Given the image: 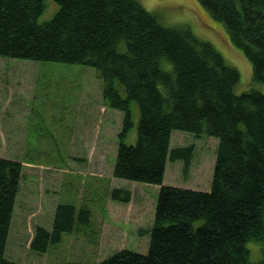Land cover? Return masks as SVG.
Here are the masks:
<instances>
[{
  "label": "trees",
  "instance_id": "1",
  "mask_svg": "<svg viewBox=\"0 0 264 264\" xmlns=\"http://www.w3.org/2000/svg\"><path fill=\"white\" fill-rule=\"evenodd\" d=\"M54 1L41 22L45 0H0V56L96 67L104 100L123 111L114 176L161 185L148 251L121 249L95 264H264V93H236L240 72L211 42L164 25L139 0ZM198 1L264 83V0ZM131 100L140 109L136 143L126 142ZM177 129L218 137L210 190L163 184L169 159L192 157L191 145L171 148ZM22 175L21 160L0 156V264H23L6 254ZM111 193L130 200L127 189ZM90 219L87 207L60 203L52 229L37 225L30 246L46 252ZM250 242L261 245L257 262Z\"/></svg>",
  "mask_w": 264,
  "mask_h": 264
},
{
  "label": "rangeland",
  "instance_id": "2",
  "mask_svg": "<svg viewBox=\"0 0 264 264\" xmlns=\"http://www.w3.org/2000/svg\"><path fill=\"white\" fill-rule=\"evenodd\" d=\"M139 1L164 25L190 27L198 39L211 42L240 72L236 93H264V83L253 79L251 61L231 41L225 24L198 0ZM58 7L45 0L39 21L52 18ZM102 83L93 66L0 56V156L23 162L8 257L23 264H95L121 249L148 251L161 185L114 176L123 111L106 103ZM130 103L134 123L126 142L136 143L140 109L137 101ZM218 143L205 132L174 130L171 148L191 145L192 157L186 165L169 159L163 184L210 190ZM114 188L129 190L130 200L114 199ZM60 203L87 207L90 222L63 233L46 252H35L30 246L35 227L51 230ZM248 246L251 260L259 261L261 245Z\"/></svg>",
  "mask_w": 264,
  "mask_h": 264
}]
</instances>
